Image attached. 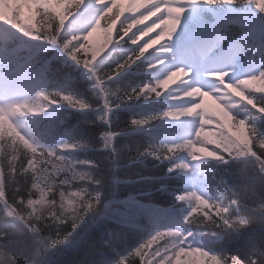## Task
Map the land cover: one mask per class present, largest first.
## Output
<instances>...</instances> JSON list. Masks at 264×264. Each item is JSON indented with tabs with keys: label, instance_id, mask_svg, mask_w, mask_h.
Returning a JSON list of instances; mask_svg holds the SVG:
<instances>
[{
	"label": "clouds",
	"instance_id": "clouds-1",
	"mask_svg": "<svg viewBox=\"0 0 264 264\" xmlns=\"http://www.w3.org/2000/svg\"><path fill=\"white\" fill-rule=\"evenodd\" d=\"M241 5L246 8L255 7L254 4L245 3L244 0H241ZM260 12L264 13V10ZM91 28V24L83 25L79 20L72 19L67 24L63 20L57 22L45 11H41L37 28L25 26L21 29H14L6 26L7 38L0 41V71L6 78H10L13 83L24 86L26 90L4 107L24 102L47 105L48 107L63 103V94L45 90L41 69L44 60L43 53L50 45L62 47L68 53L79 51ZM81 33H84L82 38ZM248 39L245 37L238 42L237 46L247 47ZM147 42H151V40ZM132 43L136 44L138 41L133 40ZM65 45L67 48L64 47ZM72 59L74 60V57ZM159 63L163 64V61H159ZM175 70L179 71L180 69ZM219 76L224 77L225 73L220 72ZM257 76L264 77V72L244 79H254ZM249 133L251 147L248 150L252 155L248 157L247 172L243 177L240 176L239 183L231 184L227 177L220 181L216 197L209 198L210 201L215 202V210L206 208L201 214L194 215L192 209L189 215L175 226H155L153 233L139 248L142 249L140 264L148 254L147 250L153 244H159V247L152 252L153 258L160 255L161 251L170 250L174 252L179 247L186 251L202 253L207 257L205 264H225L218 255L206 250V245L216 240L238 235L248 229L259 228L264 232V132L250 128ZM219 136L221 139L218 145L208 146L212 147L213 152L219 154L217 159L229 163L234 160L231 150L240 146L239 140L223 130L219 132ZM36 143L43 145L39 140H36ZM244 147H248V145H244ZM42 151L46 152V149L42 148ZM39 159L47 162L48 158L42 155ZM30 160V155L26 153L22 155L20 166L17 169V177L9 179L6 176L4 187L6 189L5 195L10 201L9 210L15 216L25 217L21 227L27 231L31 229L32 232H38L52 227L61 220L63 214L59 201L64 191L61 185L67 184V179L54 173L52 167H46L43 174H38L33 178L25 168ZM4 167L6 170L10 168L6 157ZM57 180L60 182L57 183ZM37 182L49 193V206L38 209L39 215L34 214L29 204V201L39 198L35 190ZM15 184H20L19 190L13 187ZM71 227L72 225L67 220L63 221V231L71 229ZM6 235V233H0V239L5 238ZM14 259L16 264H30L26 258L23 260ZM161 259L163 260L164 257L161 256ZM232 259L234 264H244L238 256ZM131 261L132 264H135V256L131 258ZM147 264L150 262L147 261Z\"/></svg>",
	"mask_w": 264,
	"mask_h": 264
},
{
	"label": "trees",
	"instance_id": "trees-1",
	"mask_svg": "<svg viewBox=\"0 0 264 264\" xmlns=\"http://www.w3.org/2000/svg\"><path fill=\"white\" fill-rule=\"evenodd\" d=\"M244 2H247V0ZM237 5H241V2H238ZM125 98L126 93L120 91L112 103L120 105ZM259 102L264 106V97L259 99ZM107 127L104 123H98L97 121L89 122L84 127L82 126V137L85 138L84 142L89 147L84 145L82 149L84 153L91 154L95 166L90 171L88 170L90 177L88 176L87 188L85 186L83 187L80 181L77 182L66 176V174L62 176V178L68 177L66 180L67 184L61 185L64 190L69 186L68 184H75V188L72 189V192L68 196L62 192L59 203L63 215L61 220L57 221L55 225L38 232H32L31 229L29 231L24 230V227H21V225H23L25 217L15 216L7 206L3 205V209L0 206V211H2L0 215V233L7 234L5 238L0 239V264H16L14 258L21 260L26 258L30 264L102 263L105 259V252L95 237H90V240H87V243L84 246H80L79 249H75L74 251L63 250L58 255L59 257L61 255V258L55 257L52 252H58V250L73 240L78 239L86 231L85 228H87L89 222L99 216L104 209V200L114 191L115 177L121 178L124 182L116 186V190L122 188L127 189L125 191L126 196L123 199L139 201L141 194H151L158 189V180L163 178L166 173L165 165L158 166L154 160H151V156L145 155L146 147L142 146V141L137 138L117 139L116 147L119 149V153L109 148L107 151H98V148H100V135L106 131ZM131 127L132 125L128 118H121L116 123L114 131L116 133H125ZM90 148L94 152H91ZM22 150L11 149L12 157L7 161L10 165L8 170L4 167V159H0V168L5 177H9V179H15L17 177V169L20 166L22 155L25 153L29 155L26 149L23 148ZM115 166H117V170H115ZM21 175H23L22 172ZM128 181H132L133 183L128 184ZM59 182L57 180V183ZM13 187L19 190L20 184H15ZM4 190L2 195L5 198V203H10L8 197L5 195V187ZM37 193L39 196L46 193L43 205H39L33 209L34 214L39 215L40 212L37 211L38 209L49 206V193H41V191ZM64 220H67L72 225L71 229H66V231L62 230ZM255 229L257 231L260 230L259 228ZM255 229H251L249 232L245 230L243 233L249 238V236H252L249 233ZM257 236V239H264V232H258ZM61 237L65 239L63 243L58 242ZM233 240L235 241V238ZM247 251L239 252V254L226 255L225 260L232 256L243 257L247 254ZM150 257L152 255L149 256L147 254L141 264H144V261H146V264L147 261L150 264H155L157 256L153 259ZM138 261L139 258L136 257L135 264H140ZM129 264H132L131 260H129Z\"/></svg>",
	"mask_w": 264,
	"mask_h": 264
},
{
	"label": "rangeland",
	"instance_id": "rangeland-1",
	"mask_svg": "<svg viewBox=\"0 0 264 264\" xmlns=\"http://www.w3.org/2000/svg\"><path fill=\"white\" fill-rule=\"evenodd\" d=\"M8 1H10V0H8ZM22 2H24V1L15 0L16 4L17 3L22 4ZM196 11H197V9L195 10V12ZM193 16L194 17L186 15L185 27L187 24L192 23V22H197V20L201 19V15L199 14V12L198 13L196 12V14H194ZM0 21H1V19H0ZM185 27H183L184 30L186 29ZM179 31H181V29ZM184 98L188 99L189 97L186 96ZM206 100L208 102L207 106H209V105L211 106V104H212L213 108L215 107V109H214L215 112H213L212 114L217 117V118L215 117L217 119V122L215 124L211 125V126L215 127L214 131L212 132V137L210 138L211 139L210 143H212L211 145L212 146L218 145L220 143L221 137L218 136L219 135L218 133L221 130L225 131L226 133L230 134L233 137H236L239 140V144L242 145L245 142L244 141L245 133H244V131L240 130L239 128L231 125V122L229 120L230 118H229L227 112L225 110L221 109L222 102H216L215 100L210 99V98L206 99ZM233 105H236V104H233ZM209 123H210V121H209ZM209 130H210V125H209L208 132H209ZM195 143H196V141H195ZM193 148L195 150L192 149V153L199 152L201 154V155L197 154L198 156L206 157V156H210L211 153H213L212 149L210 150L209 147H205V146L199 147L198 145L197 146L195 145V147L193 146ZM193 156H196V154H194ZM194 158H197V157H194ZM183 163H186V161H184L182 158H180L178 160V165H179L178 168H179V170H181V171L183 170L185 173H188L190 165L188 166V165H185ZM42 199H43V197H42ZM68 204H70V203H68ZM172 255H173V252L168 253V254L165 253L163 255L164 259L163 260L161 259L162 264H166V263L167 264H205V261L207 260V257L205 255H203L202 253H194L191 251H186V250L181 249V248H179V253L174 258H172Z\"/></svg>",
	"mask_w": 264,
	"mask_h": 264
},
{
	"label": "snow or ice",
	"instance_id": "snow-or-ice-1",
	"mask_svg": "<svg viewBox=\"0 0 264 264\" xmlns=\"http://www.w3.org/2000/svg\"><path fill=\"white\" fill-rule=\"evenodd\" d=\"M65 48H67V45L64 46ZM72 57L75 56V52H72V53H69ZM185 70L183 68H180L179 72H184ZM219 75V73L217 74ZM223 80H224V77H223ZM165 81H163L164 83ZM227 84H230V83H227ZM191 94V93H190ZM197 94H199L201 96V94L199 93V90H197ZM205 93L202 94V96L204 95ZM209 94H213V93H209ZM216 96V94H213ZM249 95L251 96L252 93H249ZM248 104H253L252 102H248ZM17 107L16 104H13V105H8L6 108H5V111H8V112H11L13 111L15 108ZM201 105L199 103H196L193 107H190V108H187L185 110H183L184 113H191L193 111L194 108H200ZM260 112L264 113V106H261L260 107ZM174 113L172 112H169L167 113V115L171 116L173 115ZM237 122L239 125H246L248 127V131L251 127H249L248 123L245 121V120H241V119H237ZM204 122L200 121V124H199V130L200 131H197L196 133V136L199 137L200 133L203 131L204 129ZM252 129V128H251ZM239 138V137H238ZM189 144H194L192 141H189L188 142ZM181 200H184L185 197L184 196H181L180 197ZM27 227V226H26ZM65 239L63 237L59 238L58 242L59 243H63ZM243 247H245L248 251H247V254L244 255L243 257H239L240 261L241 262H244V264H264V239H257V238H251V239H248L246 241H241ZM135 256L141 258L142 256V249H138L135 254ZM233 257L235 256H232V257H228L224 262L225 264H234L233 262ZM120 264H129V261L128 260H122L120 262Z\"/></svg>",
	"mask_w": 264,
	"mask_h": 264
},
{
	"label": "bare ground",
	"instance_id": "bare-ground-1",
	"mask_svg": "<svg viewBox=\"0 0 264 264\" xmlns=\"http://www.w3.org/2000/svg\"><path fill=\"white\" fill-rule=\"evenodd\" d=\"M190 1L194 2L195 4L197 3L196 0H190ZM198 2H199V0H198ZM102 232L104 233V231H102Z\"/></svg>",
	"mask_w": 264,
	"mask_h": 264
}]
</instances>
